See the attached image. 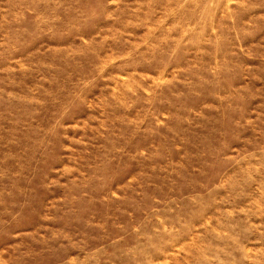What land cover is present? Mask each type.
Instances as JSON below:
<instances>
[{
	"label": "rangeland",
	"instance_id": "1",
	"mask_svg": "<svg viewBox=\"0 0 264 264\" xmlns=\"http://www.w3.org/2000/svg\"><path fill=\"white\" fill-rule=\"evenodd\" d=\"M0 264H264V0H0Z\"/></svg>",
	"mask_w": 264,
	"mask_h": 264
}]
</instances>
